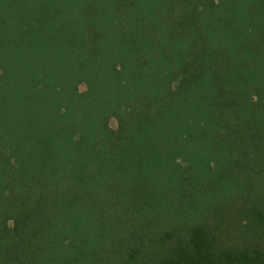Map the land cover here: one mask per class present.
<instances>
[{"label": "trees", "instance_id": "obj_1", "mask_svg": "<svg viewBox=\"0 0 264 264\" xmlns=\"http://www.w3.org/2000/svg\"><path fill=\"white\" fill-rule=\"evenodd\" d=\"M0 264H264V0H0Z\"/></svg>", "mask_w": 264, "mask_h": 264}, {"label": "rangeland", "instance_id": "obj_2", "mask_svg": "<svg viewBox=\"0 0 264 264\" xmlns=\"http://www.w3.org/2000/svg\"><path fill=\"white\" fill-rule=\"evenodd\" d=\"M82 88L84 89L85 87L82 86ZM111 126H112L113 128H117V127H118V121H117L116 119H112V120H111Z\"/></svg>", "mask_w": 264, "mask_h": 264}]
</instances>
